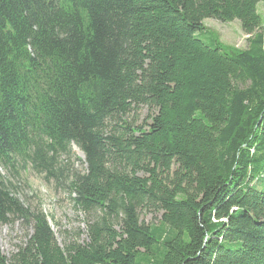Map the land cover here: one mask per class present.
<instances>
[{"label": "trees", "instance_id": "1", "mask_svg": "<svg viewBox=\"0 0 264 264\" xmlns=\"http://www.w3.org/2000/svg\"><path fill=\"white\" fill-rule=\"evenodd\" d=\"M261 3L0 0V228L26 240L0 264H264ZM206 20L239 21L247 48ZM143 107L150 125L129 120ZM29 170L85 232L59 244L19 197Z\"/></svg>", "mask_w": 264, "mask_h": 264}, {"label": "rangeland", "instance_id": "2", "mask_svg": "<svg viewBox=\"0 0 264 264\" xmlns=\"http://www.w3.org/2000/svg\"><path fill=\"white\" fill-rule=\"evenodd\" d=\"M258 10L264 21V3L259 4ZM204 27L228 53L240 52L247 48L248 36L242 31L239 21L222 23L206 20ZM148 115H150L148 108L143 107L136 115L132 114L129 120L134 121L137 125H144V123L150 125L151 121L146 120ZM73 152L75 157L71 158V163L74 169L84 173L86 166L81 163L82 161H79L84 160L83 154L76 148H73ZM21 183L19 195L21 201L33 208L42 209V212L47 215L61 246H63L64 235L73 237V234L78 230L85 232L86 225L83 223L85 216L72 206L68 192L63 189H56L55 183L46 182L42 176L34 174L31 170L23 174ZM142 220L146 225H156L159 221V215H143ZM81 239V242H84L86 235H83ZM25 241V232L20 225L0 228L1 251L7 258H10L12 253L16 251V246H20Z\"/></svg>", "mask_w": 264, "mask_h": 264}]
</instances>
